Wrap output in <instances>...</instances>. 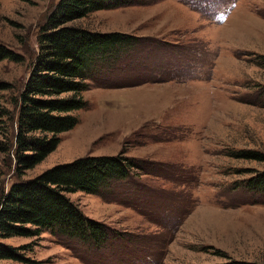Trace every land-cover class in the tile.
Listing matches in <instances>:
<instances>
[{
    "label": "rangeland",
    "instance_id": "rangeland-1",
    "mask_svg": "<svg viewBox=\"0 0 264 264\" xmlns=\"http://www.w3.org/2000/svg\"><path fill=\"white\" fill-rule=\"evenodd\" d=\"M59 0H0V41L23 57L0 62L5 108L26 84L40 26ZM70 25L134 37L95 74L79 124L29 170L0 118V202L12 185L86 156L124 151L129 178L68 194L104 224L105 241L43 230L4 238L27 260L3 264H264V196L247 182L264 162V0H128ZM13 140V142H12Z\"/></svg>",
    "mask_w": 264,
    "mask_h": 264
},
{
    "label": "trees",
    "instance_id": "trees-1",
    "mask_svg": "<svg viewBox=\"0 0 264 264\" xmlns=\"http://www.w3.org/2000/svg\"><path fill=\"white\" fill-rule=\"evenodd\" d=\"M128 0H59L40 26L39 51L31 63L30 76L13 101L14 110L0 102V118L15 132L17 168L29 170L40 164L60 144V135L74 129L80 119L74 113L89 106L84 93L91 89L95 74L130 51L134 37L119 32H95L70 25L91 14L131 5ZM20 62L23 57L0 41V62ZM10 85L0 82L1 93ZM13 142V140H12ZM1 144V143H0ZM13 143L1 152L9 151ZM236 157L264 162V154L243 151ZM138 160L121 151L115 156H86L50 168L34 179L12 185L0 202V235L4 238L31 237L51 230L93 242L105 241L107 227L87 218L68 194H96L113 181L125 180L139 168ZM3 173L0 170V178ZM247 185L264 196V171ZM2 261L25 262L24 254L0 243ZM226 264H257L231 261Z\"/></svg>",
    "mask_w": 264,
    "mask_h": 264
}]
</instances>
